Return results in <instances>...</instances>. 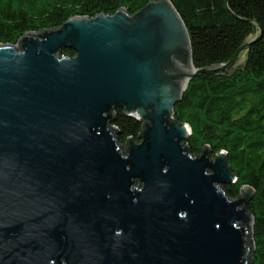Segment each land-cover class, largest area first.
Here are the masks:
<instances>
[{
	"label": "water",
	"instance_id": "95a60500",
	"mask_svg": "<svg viewBox=\"0 0 264 264\" xmlns=\"http://www.w3.org/2000/svg\"><path fill=\"white\" fill-rule=\"evenodd\" d=\"M256 38L195 67L173 0H150L0 42V264H252L255 188L230 196L228 151L193 154L175 104ZM118 106L142 123L126 153Z\"/></svg>",
	"mask_w": 264,
	"mask_h": 264
},
{
	"label": "trees",
	"instance_id": "16d2710c",
	"mask_svg": "<svg viewBox=\"0 0 264 264\" xmlns=\"http://www.w3.org/2000/svg\"><path fill=\"white\" fill-rule=\"evenodd\" d=\"M150 0H0V42L17 44L28 30L57 27L75 15L114 13L125 6L131 13ZM186 22L195 67L229 61L238 48L257 36L244 60L226 74L194 75L175 104L177 120L192 128L186 144L193 154L210 144L212 155L228 151L236 181L224 184L237 197L244 184L255 193L246 203L254 213L255 250L252 264H264V0H173ZM61 54H75L65 47ZM241 59V58H240ZM112 124L124 145L132 135L140 140L141 120L115 108Z\"/></svg>",
	"mask_w": 264,
	"mask_h": 264
},
{
	"label": "rangeland",
	"instance_id": "374dc122",
	"mask_svg": "<svg viewBox=\"0 0 264 264\" xmlns=\"http://www.w3.org/2000/svg\"><path fill=\"white\" fill-rule=\"evenodd\" d=\"M243 60H244V57L242 56L239 62H242ZM121 147H122L123 152L126 153L125 147L123 145H121Z\"/></svg>",
	"mask_w": 264,
	"mask_h": 264
}]
</instances>
